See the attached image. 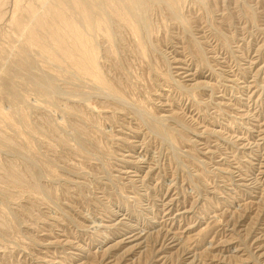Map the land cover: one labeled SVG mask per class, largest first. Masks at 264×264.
<instances>
[{
    "label": "rangeland",
    "instance_id": "rangeland-1",
    "mask_svg": "<svg viewBox=\"0 0 264 264\" xmlns=\"http://www.w3.org/2000/svg\"><path fill=\"white\" fill-rule=\"evenodd\" d=\"M75 1L0 0V264H264V0Z\"/></svg>",
    "mask_w": 264,
    "mask_h": 264
},
{
    "label": "bare ground",
    "instance_id": "bare-ground-1",
    "mask_svg": "<svg viewBox=\"0 0 264 264\" xmlns=\"http://www.w3.org/2000/svg\"><path fill=\"white\" fill-rule=\"evenodd\" d=\"M154 1H156V2H154ZM194 1H196V0H194ZM89 2L96 3V5L101 7V9H103V7H104V9H107V8L110 9L111 8L112 9V17L118 16V17L122 18L124 15H122V16L119 15V9L121 8L124 10L126 8H129V10L128 9H126V10H128L130 12L131 20L135 23V25H133V27L135 29H138V25L141 24V22L143 20L144 21L146 20V16H145L146 11L154 3H156L158 5H162V6L165 5L166 7L171 8V10H172V9H177V8L181 7L182 5H186V3L189 2V0H77V1H75V3L80 6V8H81V5L84 6L87 3L89 4ZM201 3H203V2H201ZM104 9H103V13L105 14V17H106V18H104V20H110L111 19L110 18L111 16H109L110 14L109 15L106 14L107 11ZM55 13H56L57 17L62 16V10H60V9H57V11L55 10ZM108 13H110V12H108ZM147 16H148V14H147ZM86 18H88V15H86ZM100 19H102V18H100ZM37 23H39V21H37ZM78 27L79 26L75 22L74 23H68V24H66L65 27H63L64 29L62 30V32L55 35L54 37L56 40L57 50H59L60 52H62L64 54H66V51L67 52L72 51V49L78 50V51H80V57H82V59H85L87 57V53L81 52L82 47H84V45L82 44L83 42L81 41V33H80V29H78ZM99 27H101V26H99ZM143 27H144V25H143ZM34 34L35 33L33 31H31V35L34 36ZM79 35H80V39L78 38ZM70 36H71V48L72 49L70 47L65 46V42L68 41L66 37L70 38ZM67 56L70 57V55H68V54H67Z\"/></svg>",
    "mask_w": 264,
    "mask_h": 264
}]
</instances>
